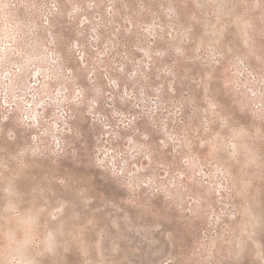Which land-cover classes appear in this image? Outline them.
I'll use <instances>...</instances> for the list:
<instances>
[{
    "label": "rangeland",
    "instance_id": "rangeland-1",
    "mask_svg": "<svg viewBox=\"0 0 264 264\" xmlns=\"http://www.w3.org/2000/svg\"><path fill=\"white\" fill-rule=\"evenodd\" d=\"M0 264H264V0H0Z\"/></svg>",
    "mask_w": 264,
    "mask_h": 264
}]
</instances>
